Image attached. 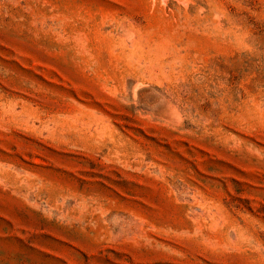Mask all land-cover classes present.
<instances>
[{
  "label": "rangeland",
  "instance_id": "374dc122",
  "mask_svg": "<svg viewBox=\"0 0 264 264\" xmlns=\"http://www.w3.org/2000/svg\"><path fill=\"white\" fill-rule=\"evenodd\" d=\"M0 264H264V0H0Z\"/></svg>",
  "mask_w": 264,
  "mask_h": 264
}]
</instances>
